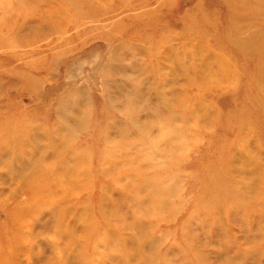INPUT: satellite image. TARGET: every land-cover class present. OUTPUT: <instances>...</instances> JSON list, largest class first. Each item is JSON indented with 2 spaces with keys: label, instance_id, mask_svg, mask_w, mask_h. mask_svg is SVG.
I'll use <instances>...</instances> for the list:
<instances>
[{
  "label": "rangeland",
  "instance_id": "1",
  "mask_svg": "<svg viewBox=\"0 0 264 264\" xmlns=\"http://www.w3.org/2000/svg\"><path fill=\"white\" fill-rule=\"evenodd\" d=\"M0 264H264V0H0Z\"/></svg>",
  "mask_w": 264,
  "mask_h": 264
},
{
  "label": "bare ground",
  "instance_id": "2",
  "mask_svg": "<svg viewBox=\"0 0 264 264\" xmlns=\"http://www.w3.org/2000/svg\"><path fill=\"white\" fill-rule=\"evenodd\" d=\"M125 8H126V7H125ZM172 34H173V33H172ZM169 35H170V34H169ZM163 40H164V39H163ZM166 40H167V39H166ZM164 41H165V40H164ZM167 47H168V51H167V52H168V53H171V52L173 51V47H172V46H169V45H167ZM166 55H168V54H166ZM170 60H171V59H170ZM172 65H173V64H172ZM169 67H170V63H169ZM156 68L158 69V66H157V65H156ZM150 72H151V71H150ZM171 72L174 73L175 70H171ZM157 81H158V80H157ZM159 82H160V83H163V80L160 79ZM153 84H154V83H153ZM143 85H144V84H143ZM157 86H158V87H163L162 85H158V84H157ZM187 86H188V85H185V84H184V87H187ZM154 89H155V88H154ZM155 90H156V89H155ZM156 93H157V92H156ZM159 94H160V93H159Z\"/></svg>",
  "mask_w": 264,
  "mask_h": 264
}]
</instances>
